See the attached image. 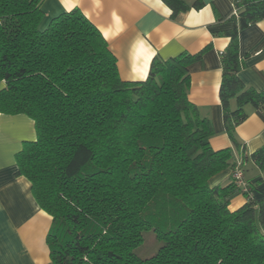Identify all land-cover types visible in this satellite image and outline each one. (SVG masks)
<instances>
[{
	"label": "trees",
	"instance_id": "1",
	"mask_svg": "<svg viewBox=\"0 0 264 264\" xmlns=\"http://www.w3.org/2000/svg\"><path fill=\"white\" fill-rule=\"evenodd\" d=\"M172 17L203 7L162 0ZM43 0H0V112L24 113L37 139L17 152V175L52 216L53 264H264V203L251 191L230 209L235 182L214 184L239 154L264 172V145L248 154L236 128L264 107V89L240 77L239 30L264 19V0H236L221 53L220 100L233 146L213 149L210 120L188 97L203 51L155 56L144 80H124L98 27L74 8L42 27ZM264 181V177L261 179ZM161 242L142 258L144 232Z\"/></svg>",
	"mask_w": 264,
	"mask_h": 264
},
{
	"label": "crops",
	"instance_id": "2",
	"mask_svg": "<svg viewBox=\"0 0 264 264\" xmlns=\"http://www.w3.org/2000/svg\"><path fill=\"white\" fill-rule=\"evenodd\" d=\"M196 0H186L192 5ZM176 17L162 0H43L46 26L51 18L79 8L102 32L117 58L124 80H144L155 56L168 59L184 51H203L202 60L191 65L190 101L213 128L210 144L215 150L232 147L226 131L220 100L221 53L233 28L236 0H202ZM243 66L240 77L246 85L264 89V19L239 30ZM6 87L0 81V90ZM250 155L264 145V107L250 109L249 117L236 128ZM37 139L35 122L24 113L0 112V264H53L47 236L52 216L40 207L32 184L17 175L16 154L25 142ZM237 159L240 155L236 154ZM246 178L253 186L252 196L264 203V172L249 158L243 162ZM233 181L232 169L216 174L214 184ZM247 201L238 191L230 202L236 210Z\"/></svg>",
	"mask_w": 264,
	"mask_h": 264
},
{
	"label": "rangeland",
	"instance_id": "3",
	"mask_svg": "<svg viewBox=\"0 0 264 264\" xmlns=\"http://www.w3.org/2000/svg\"><path fill=\"white\" fill-rule=\"evenodd\" d=\"M42 27H45L44 24ZM160 245L161 242L156 239L155 232L153 230H149L144 232V242L135 249V252L138 256L146 258L155 254Z\"/></svg>",
	"mask_w": 264,
	"mask_h": 264
},
{
	"label": "built area",
	"instance_id": "4",
	"mask_svg": "<svg viewBox=\"0 0 264 264\" xmlns=\"http://www.w3.org/2000/svg\"><path fill=\"white\" fill-rule=\"evenodd\" d=\"M232 179L236 186L243 194L250 192L252 187L249 180L246 178L245 171L243 168V159H237V163L234 169H232Z\"/></svg>",
	"mask_w": 264,
	"mask_h": 264
}]
</instances>
